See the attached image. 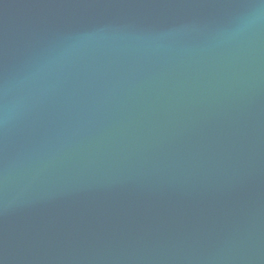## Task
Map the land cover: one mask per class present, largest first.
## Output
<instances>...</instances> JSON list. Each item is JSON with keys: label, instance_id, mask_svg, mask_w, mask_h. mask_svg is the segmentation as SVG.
Segmentation results:
<instances>
[{"label": "water", "instance_id": "obj_1", "mask_svg": "<svg viewBox=\"0 0 264 264\" xmlns=\"http://www.w3.org/2000/svg\"><path fill=\"white\" fill-rule=\"evenodd\" d=\"M261 0H0V264H264Z\"/></svg>", "mask_w": 264, "mask_h": 264}, {"label": "clouds", "instance_id": "obj_2", "mask_svg": "<svg viewBox=\"0 0 264 264\" xmlns=\"http://www.w3.org/2000/svg\"><path fill=\"white\" fill-rule=\"evenodd\" d=\"M258 19H264V0H261V3L256 7V12L253 15L244 18L240 22V26L241 28L250 26Z\"/></svg>", "mask_w": 264, "mask_h": 264}]
</instances>
